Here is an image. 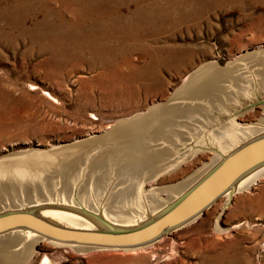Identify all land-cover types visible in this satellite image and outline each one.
<instances>
[{
	"label": "rangeland",
	"instance_id": "obj_1",
	"mask_svg": "<svg viewBox=\"0 0 264 264\" xmlns=\"http://www.w3.org/2000/svg\"><path fill=\"white\" fill-rule=\"evenodd\" d=\"M58 2L33 0L34 9L28 11L24 26L28 34L36 29L38 35L20 38V28H15L9 30L12 45L0 44L1 165L62 154L167 100L165 107L186 106L191 101L179 92L191 85L183 84L188 76L264 54V0H72L67 6ZM9 4H14L13 9L0 5V11H18L12 0ZM81 9L87 13L85 22L76 18ZM60 59L67 62L63 69L58 68ZM55 68L57 74L51 78ZM246 90L226 101L223 109L213 110L207 101L199 102L206 116H197V123L186 119L196 126L193 130L187 126L186 142L176 138L178 142L171 146L178 167L146 182L144 196L155 191L164 202V190L208 166L214 150L221 152L208 139L212 133L223 132L220 141L225 144L243 129L237 124L264 122V86L257 83ZM159 137L158 146L170 148ZM80 170L71 199L77 206L84 202L78 193L86 170ZM109 170L108 186L95 200L100 208L109 205L119 188L113 168ZM36 197V201L43 199ZM262 205L264 179L231 199L221 197L194 223L143 249L76 254L67 247L42 243L23 264H47L45 257L50 264H264Z\"/></svg>",
	"mask_w": 264,
	"mask_h": 264
},
{
	"label": "bare ground",
	"instance_id": "obj_2",
	"mask_svg": "<svg viewBox=\"0 0 264 264\" xmlns=\"http://www.w3.org/2000/svg\"><path fill=\"white\" fill-rule=\"evenodd\" d=\"M10 1L11 0H0V5L5 8L10 7L9 9H13L12 6L14 4L10 5ZM69 1L71 2L72 0H60L61 4H66V6ZM12 2H14L15 6L19 8L17 9L18 11L12 12V10H10L8 13H2L0 11V44L10 46L12 45L11 43L14 42V40L12 41L14 37L9 32V30L20 28V32L18 34L20 38H23L26 35H29V37L30 35L32 37L38 35L36 29L33 31L31 30V32L29 31L28 34L24 26V22L28 18V11L30 9H34L33 7L31 8L33 0H12ZM38 4L40 5V3ZM68 6L70 7V5ZM79 11L76 10L75 12L80 13ZM159 14H161V12ZM46 17L48 18V16ZM86 17L87 13L83 9H81V15L77 16L76 18L77 20L85 22ZM49 18L51 19V17ZM144 19H146V17H144ZM60 22L62 21L60 20ZM65 27H63V30H66ZM73 32L74 31H72V33ZM69 34L71 35L70 32ZM46 36L48 35L45 34V36L42 37ZM38 46L40 45L38 44ZM95 46L96 44L94 45V47ZM60 55H62V53ZM90 55L92 54L90 53ZM57 58H55V60ZM60 60H62V62L60 61L61 64L58 65V68L63 69L67 62H65L64 59ZM77 62H79V60ZM56 70L57 68L53 70L55 72L52 71L54 75L51 78H55V74H57ZM206 70V68L202 70L200 69V72L198 71L194 78L189 81L192 82L191 85L187 89H184L179 92L180 97L190 99L191 102L186 101V106H164L162 108L154 110L150 114H141L132 120H128L126 123L116 124L114 128L111 127L112 129H109L108 132L103 133L101 135L102 137H95L93 138V140L90 139V141H86L83 144H77V146L75 147L76 149L71 148L63 152L62 154L51 153L33 159H19L13 162L4 163L2 165L0 164V210L9 208H21L32 204L34 205V203L38 202L36 201V196L43 198L40 201H46V199L57 200V198H54L55 195H57L58 197H60L58 201L61 200L64 203L69 202L70 204H74V201L71 200V193L74 192L75 181L79 178L81 172L80 169L83 167L86 170L84 175L85 183L79 189L78 195L81 201H84L82 204H84L87 209L94 210L95 212H97V209L100 208L97 206L98 203L95 204V200L97 199L96 196L103 194L104 190H106L109 179V168H113L114 173L119 180V188L116 193H114L113 196L115 197L110 201L109 205L106 208H102L103 215L104 217L109 218L113 221L115 220V222H120L123 225L137 223L138 221L142 220L145 215V211L147 213H153L159 207H162L165 202L171 201L175 197L179 196L186 189V187H188L187 185L191 184L194 179L191 182H187L185 184L183 183V186L178 184L174 187L164 190V202L160 201V199L157 198V193L155 191H152L150 194L144 196L142 194V186L146 182H150V180L152 181L155 177L160 176L165 172H168L171 168L174 167V164L178 162L172 156L173 148L171 146L178 141L186 142L187 138L185 137H187V126H193V128L191 129L193 130L196 124L193 125L192 121L197 123V116L201 117L202 113L203 115L206 114L205 108L199 103L200 101H207L211 105V109L219 110L224 108L226 101L233 100L235 98V94L245 93L248 87H255L257 83L261 86H264V54L255 55L253 58H247L245 61H240L233 65H228L225 69H217L215 67H210V71ZM187 79L185 80L184 84L189 83ZM47 96L53 99L49 94H47ZM191 118H193V120L189 123L185 121L186 119L191 120ZM204 118L206 119V117ZM177 123L178 125H176ZM177 126L184 127H181V130H178L176 128ZM254 130L240 129V131H237L233 137L230 136L228 141H225V144L224 142L222 143V141H220L223 133L221 131H217V133L212 134L210 133L211 137H208V139H210L213 144H215L218 148L224 151L225 149H231V147L237 145L241 140H245L251 135H253V133H255ZM161 135L163 136V139L168 142L170 148L166 147L165 149H162L160 148V146H158V143L160 142L159 136ZM176 138L179 140L176 141ZM96 147H98V150L91 154L90 151L94 150ZM212 163L213 161L209 164V166ZM262 206L264 209V205ZM43 213L46 215L50 214L51 216L61 219H63V217L65 216V213L58 212L57 210L44 211ZM65 217L67 219V224L69 225L72 224L76 226H86V223L80 218H75L76 216L71 215L70 217ZM87 226H89L88 223ZM15 235H17V237H15ZM15 235L14 233H12L10 235L0 237V264H23L32 256L36 241L28 238V236H23V233L21 232L15 233ZM69 249L76 254H85L86 252L94 251H82L81 248L78 247H69ZM44 260L45 263L50 264L48 261L49 259L45 257Z\"/></svg>",
	"mask_w": 264,
	"mask_h": 264
},
{
	"label": "water",
	"instance_id": "obj_3",
	"mask_svg": "<svg viewBox=\"0 0 264 264\" xmlns=\"http://www.w3.org/2000/svg\"><path fill=\"white\" fill-rule=\"evenodd\" d=\"M197 73L196 71L188 76V82ZM167 101L151 106L142 114L147 115L164 107ZM137 116L139 114L130 119ZM128 120L117 124L126 123ZM261 122L245 126L236 123L243 129H256L255 133L231 149L221 152L214 150L213 163L202 169L205 171L200 170L183 182L185 184L194 179L179 196L165 202L153 213L145 211L144 217L137 223L123 225L110 220L104 217L102 208L95 212L87 209L82 203L77 206L58 201L59 199H46L26 207L0 210V237L21 232L23 236L36 241L34 249L42 243H48L58 247H78L82 251H136L156 244L162 237L194 223L221 197L231 199L235 193L247 191L250 185L264 179V123ZM183 183L179 185L183 186ZM52 210L65 213L67 217L76 216L75 218L82 219L86 226L69 225L65 216L61 219L43 213Z\"/></svg>",
	"mask_w": 264,
	"mask_h": 264
}]
</instances>
